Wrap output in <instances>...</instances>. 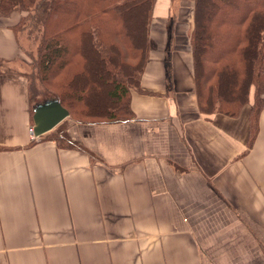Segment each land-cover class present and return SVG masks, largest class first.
I'll list each match as a JSON object with an SVG mask.
<instances>
[{
	"label": "crops",
	"instance_id": "1",
	"mask_svg": "<svg viewBox=\"0 0 264 264\" xmlns=\"http://www.w3.org/2000/svg\"><path fill=\"white\" fill-rule=\"evenodd\" d=\"M194 4L155 2L133 117L72 119L81 147L32 140L28 82L0 71V264H264V108L250 149L252 100L199 110ZM19 18L0 19L9 67Z\"/></svg>",
	"mask_w": 264,
	"mask_h": 264
},
{
	"label": "trees",
	"instance_id": "2",
	"mask_svg": "<svg viewBox=\"0 0 264 264\" xmlns=\"http://www.w3.org/2000/svg\"><path fill=\"white\" fill-rule=\"evenodd\" d=\"M156 1L0 0V18L26 13L20 23L41 38L33 72L8 71L26 78L32 116L37 102L55 97L73 120H130V91H142ZM193 1L190 41L199 110L237 116L252 100L250 149L264 108V0ZM166 68L171 85L169 59ZM47 139L81 147L64 123L38 137Z\"/></svg>",
	"mask_w": 264,
	"mask_h": 264
},
{
	"label": "rangeland",
	"instance_id": "3",
	"mask_svg": "<svg viewBox=\"0 0 264 264\" xmlns=\"http://www.w3.org/2000/svg\"><path fill=\"white\" fill-rule=\"evenodd\" d=\"M16 14H19L21 18V16L26 13L16 12ZM5 17L7 16H3L0 19H3ZM20 18L18 23L16 24L17 25L16 34L19 38V43L21 45L22 51L26 53L25 55H23L25 59L24 58L19 59L16 63H14L13 67H9V65H7L6 63L2 64L0 67L2 70H6V71H14L19 73L24 72V74H27L29 76L33 72V65H34L33 62H34V58L37 56V52H38L37 49H39L41 38L39 33H37L36 30H33L28 24L27 25L21 24ZM71 120L72 119L69 115L61 123H64L67 126L69 124L68 122H70Z\"/></svg>",
	"mask_w": 264,
	"mask_h": 264
},
{
	"label": "water",
	"instance_id": "4",
	"mask_svg": "<svg viewBox=\"0 0 264 264\" xmlns=\"http://www.w3.org/2000/svg\"><path fill=\"white\" fill-rule=\"evenodd\" d=\"M34 133L41 136L55 128L70 115V111L55 97L41 100L33 107Z\"/></svg>",
	"mask_w": 264,
	"mask_h": 264
},
{
	"label": "built area",
	"instance_id": "5",
	"mask_svg": "<svg viewBox=\"0 0 264 264\" xmlns=\"http://www.w3.org/2000/svg\"><path fill=\"white\" fill-rule=\"evenodd\" d=\"M30 138L32 139V140H36V139H38V136H36L35 135V133H34V124L30 127Z\"/></svg>",
	"mask_w": 264,
	"mask_h": 264
}]
</instances>
